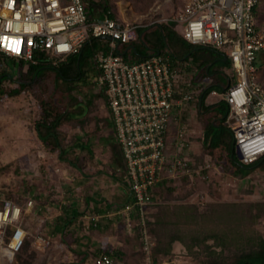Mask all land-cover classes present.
Masks as SVG:
<instances>
[{"label": "built area", "instance_id": "obj_1", "mask_svg": "<svg viewBox=\"0 0 264 264\" xmlns=\"http://www.w3.org/2000/svg\"><path fill=\"white\" fill-rule=\"evenodd\" d=\"M86 1L0 0V53L57 66L87 50L94 40L103 42L94 60L133 193V202L124 211L128 215L135 211L138 217L145 264H172L154 261L151 256L154 240L148 227L149 209L157 200L159 183L191 171L193 158L183 152L187 144L182 141V151L171 153L168 132L175 110L183 109L199 92L197 75L194 71L189 74V63L171 54L154 52L130 59L120 48L138 40L140 26L109 14L92 17ZM263 2L184 0L170 20L184 23L183 37L188 42L224 52L231 61L236 82L224 90L223 100L230 108L227 123L233 146L244 164L264 155V84L259 63L264 53V26L258 24L255 14ZM34 205L31 198L22 205L16 199L0 197V264H12L23 248L28 233L25 214ZM91 264H114V259L103 253Z\"/></svg>", "mask_w": 264, "mask_h": 264}, {"label": "rangeland", "instance_id": "obj_2", "mask_svg": "<svg viewBox=\"0 0 264 264\" xmlns=\"http://www.w3.org/2000/svg\"><path fill=\"white\" fill-rule=\"evenodd\" d=\"M108 1L110 11L119 20L150 29L172 22L170 20L182 9L184 0ZM261 6L259 23L264 26V2ZM174 24L175 30L183 35L184 23ZM156 37L160 44H166V39L160 31H156ZM102 43L98 39L91 43L88 51L92 50L93 53L91 52L90 57H86L87 53L83 56V73L80 78L61 79L55 71L49 70L40 82L31 88H22L20 95L15 93L17 85L9 80L14 74L13 60L0 54V79L4 78L3 81L0 80V197H10L25 205L35 189L46 190L42 195V207L25 214L27 237L23 249L15 256L12 264H90L92 257L99 252L92 242L93 219L90 214L84 217L85 220L77 221L75 225L69 226L67 231L62 232L48 217L50 214L46 208V205L50 204L53 205L54 213L59 212L56 205L61 204L65 198L61 187L65 190L68 186L74 188L70 199L79 197L78 191L75 190L77 185L85 186V191L89 192L88 188H92V182L88 183L87 180H91L92 168L85 166L86 173L82 176L77 171L78 168L71 166L69 161L54 159L50 162V175L45 167L47 163L43 162L42 170L45 173L42 171L43 174L35 181V163L38 165L40 162L30 159V154L37 148L29 143V139L33 125L43 115L45 107L60 112L59 136L64 147L68 149L66 157L81 166L85 165L89 152L78 144L86 142L89 136L88 131L82 130L85 131L88 125L90 127L92 122L98 124V127L104 122L109 124V121H105V117L101 116L107 112L108 103L105 88L98 79L100 69L94 60L95 51L101 49ZM194 48L198 49L193 55V61L191 57L188 59L194 65L197 63L195 58L199 55L210 56V51L205 46L194 45ZM70 60L71 57L62 62ZM217 67L221 68L220 65H212L211 72L214 73ZM225 69L230 72L232 83H235L236 75L232 64H227ZM260 76L264 82V62L260 66ZM200 81L203 91L210 86L213 79L207 76ZM218 92L220 93L219 90ZM216 100H219V95H207L205 106L215 105L213 108L217 109L219 106H216ZM90 136L97 135L90 133ZM200 139L197 146L191 144L186 147L189 153L191 149L196 148L194 155L191 153V171L181 177L164 179L157 186V200L149 209L148 219L154 240L152 258L155 257L157 244L166 243L175 233L184 237L188 243L193 242V236H200L201 239L212 231L220 233L228 242L229 248L219 259L228 262H232L239 253L237 246L243 240L241 238L256 233L264 236V169L257 170L250 175L248 181L240 183V176L228 173L227 167L217 160L218 157L219 160L222 158L221 151L215 150L211 145L207 146L209 141ZM100 146V143H91L90 148L96 153V147ZM104 152L105 150L101 153L103 158ZM101 162L105 166L108 164L106 161ZM102 170L106 171V167ZM83 179L84 181H81ZM36 182L38 186L35 185ZM110 228L115 236L112 245L115 263L145 264L146 252L143 249L135 211L131 224L126 223L123 218H117L109 225L107 231ZM180 243L178 245L181 252H172L170 258H162L160 261L172 264H206L216 260V255L210 253L211 249L205 247L206 243L195 247L193 252ZM207 244L213 246L215 243L210 239ZM214 249L221 250L220 247Z\"/></svg>", "mask_w": 264, "mask_h": 264}, {"label": "crops", "instance_id": "obj_3", "mask_svg": "<svg viewBox=\"0 0 264 264\" xmlns=\"http://www.w3.org/2000/svg\"><path fill=\"white\" fill-rule=\"evenodd\" d=\"M159 25L161 27L162 24ZM141 36L142 35L139 34V38ZM135 44L136 41L128 44L127 46L121 47L120 52L124 53L125 55L127 54V57H129L130 59L143 58L154 52L161 53V51H153V49L150 50L151 52L144 50L138 53ZM90 46L91 44L88 46V48ZM130 51L131 54L129 53ZM216 53L218 54L217 58L219 59L220 57V59H222V62H227L229 60L224 52L217 51ZM190 57L193 61V56L189 55L183 58L176 59H179L182 62L189 63V74H191L193 71L196 73L197 78L195 84L198 85L199 92L194 95V99L192 101L185 103L183 109L175 110L174 119L168 132V147L171 153L181 150L179 145L182 141L187 145L194 144L197 146L201 141L200 138H203L205 141H209L207 146H210L212 144L217 132L216 130L210 132L208 128L211 123L214 125L215 129H218L219 124L222 121V114L218 111L216 112V108H213L215 105L206 107L204 103L205 98L207 95H219V100H216L217 103H215L216 106H219V103L223 101L224 90L229 84L232 83L230 72L225 69L226 64L220 65L221 68H217L215 72L212 73L210 71L211 68L205 69L202 67L203 60L206 57L205 55L202 54L199 55L197 59L195 58L197 62L195 65L192 61H188ZM10 59L13 60V64L15 65V67L14 74L11 75L9 80L11 79L12 82L17 85L15 93L19 95L22 93V88H31L33 85L40 82L44 77V74L49 71L45 69L43 70L40 67L34 69L33 66L35 64H41L45 66L46 62L42 60L36 63H32L24 60H16L13 58ZM263 62L264 53L259 56V63L262 64ZM207 76L212 77L213 82L210 84V86L206 87L202 91L200 80L201 78H205ZM3 79L0 80L3 81ZM211 86H214L213 90H215L216 93H213V90L207 92V90L211 88ZM218 90L220 91V93L218 92ZM101 116L105 117V121H109V124H106L107 122H104L101 123L98 127V124L92 122L90 127L88 125L85 131L82 130V132L88 131V135H86L89 136L86 142H80L78 144L80 148L88 149L89 152V156H87L85 159V165L82 166L79 163H75V161L71 163L70 159H68L66 155L61 158L60 150L58 148H53L51 144H47V142H45V140L40 137L37 129V121H35L33 129H31L30 131L31 138L29 139V143L37 148L30 154V159L35 160V162H40V164L38 165L35 163L34 169L36 170L33 176L35 178V181H37L39 175L43 174L41 173L44 170L43 162L47 163L45 167L48 169L47 174L50 175L52 168L50 162L54 161V159L58 161H69L71 166L78 168L77 171L82 176H85L86 173L85 166L92 168V175L90 177L91 180H87L88 183L92 182V188H88V191L90 193L85 191V186L77 185L75 190L78 191L77 195L79 197L77 199H70L71 196H73L74 188L68 186L65 190L63 187H61L60 189L63 192L65 198L64 200L62 199L63 202L61 204L56 205V208H59V212H57V214L54 213L53 205L51 206L50 204L46 205V208L50 214V216L48 217L52 222H55L57 228L62 232L67 231L68 227L71 225H75L77 221L80 222L81 219L85 220L84 217L87 214H90L93 219L92 242L94 243L95 247L99 249V252L96 256L103 254V252L114 254L112 245H114L115 236L111 231L112 228H110L109 231H107V228L117 218H123L126 223L131 224L133 215V213H131V215H128L124 211V206L127 203L133 202V193L130 190V186L125 177V165L120 147L116 139L115 126L110 115L109 108L107 112L102 113ZM227 126L229 127L228 123ZM90 133H92V135L96 134L97 136L91 137ZM91 143L101 144L100 148L96 147V153L93 152L90 148ZM195 149L196 148L191 149L190 154L193 153L192 155H194ZM101 150H105V158H103L104 155L101 154ZM183 152L189 153L186 148H183ZM101 161H106L108 164L106 166L102 165ZM262 165H264V162L262 159H259L257 162H254L252 164L240 165V173H232L230 171L228 173L233 176H240L241 183L244 181H248V178L252 173L256 172L259 169H264V167H261ZM105 167L106 171L102 170ZM84 179L81 181H84ZM35 185L38 186L37 182L35 183ZM43 193H46V190H43L42 188L35 189L34 194L30 196V198L35 202L34 208L32 210L37 211V208L42 207V203L44 201L42 196ZM74 213L77 214L76 217H73ZM86 222L87 221H85V223ZM131 229L132 227H130V230ZM179 243V241L174 242L172 252H181V248L178 245ZM96 256L92 257L91 263ZM174 261L175 260H173V262ZM114 264H116L115 259Z\"/></svg>", "mask_w": 264, "mask_h": 264}, {"label": "trees", "instance_id": "obj_4", "mask_svg": "<svg viewBox=\"0 0 264 264\" xmlns=\"http://www.w3.org/2000/svg\"><path fill=\"white\" fill-rule=\"evenodd\" d=\"M86 10L87 13L92 17H103L106 14H109L113 18H117L113 12L110 11V4L108 0L99 1V0H87L86 1ZM262 6H259L255 9V14L259 23V18L261 16ZM174 22H168L167 24L156 25L155 27H152L150 29L148 28H140L139 33L142 35L138 40L136 41V49L137 52L140 53L144 50H147L148 52H151L150 50L153 49V51H161L163 54H171L174 58H183L185 56H193L195 55V52L198 48H194V45L188 42L182 34L178 33L174 28ZM156 31H160L164 38L166 39V44L158 41V38L156 37ZM210 51V56H206L203 60L202 67L207 69L211 68L212 65H223V64H232L230 60L227 62H222V59L217 58L218 54L216 53L217 50L211 48V47H205ZM91 52L85 50L82 53L71 56V60L69 62H62L58 64L57 66H53L49 63H45V66L41 64H35L33 67L34 69L40 67L41 69L45 70H52L55 71L56 75L59 78H63L65 80H72V79H78L82 75V58L87 53L86 57L92 56ZM2 56H5L4 54L0 53ZM7 57V56H5ZM199 57V56H198ZM197 57V58H198ZM196 58V59H197ZM141 59V58H138ZM216 61V62H215ZM215 62V63H214ZM213 63V64H212ZM43 66V67H42ZM261 66V64H260ZM218 68V67H217ZM211 71V70H210ZM261 79V76H260ZM261 82L264 84V82L261 79ZM214 86H211L207 90L211 91L213 90ZM216 112L222 114V121L219 124V128L215 129L214 125L210 123L209 131L212 132L216 130L215 138L211 144L215 150L219 149L221 151V159L218 161L221 162L225 167H227L228 172L232 173H240V165L242 162L239 160V158L236 156V152L233 146V134L231 129L227 126V119L230 114V108L227 102L224 100L219 103V107L215 109ZM59 126H60V112H55L50 110L49 108L45 107L43 109V115L37 120V129L39 132V135L42 139L47 142V144H51L53 148H58L61 152V158L66 155L68 149L64 147L62 141L60 140L59 136ZM259 159H262L264 162V155L261 156ZM258 159V160H259ZM257 160V161H258ZM71 161V160H70ZM256 161V162H257ZM73 161H71L72 163ZM254 163V162H253ZM221 164V165H222ZM252 164V163H251ZM76 213H74L73 217H76ZM149 227V226H148ZM140 230V227L139 229ZM149 232L151 233V229L149 227ZM152 239L153 235L151 234ZM200 236H193L191 243H188L184 237H182L180 234L175 233L171 235L169 241L166 243H158L155 248V261H160L162 258H170L172 256V248L175 241L182 242L187 249L190 251H194L195 247H198L199 245L205 244V247L207 249H211L210 253L216 255V260H212V262H207L206 264H264V236L261 233H256V235L253 236H246L244 238H241L239 246H237V250L239 253L234 257L235 259L232 262H228L224 259H219L222 254H224L225 250L229 248V244L226 241V239L221 237V234L218 232H213L211 234L203 236V238H199ZM210 239L214 240V245L207 244V241ZM237 240V238H235ZM24 247V246H23ZM214 247H220L221 250L217 251L214 249ZM23 249V248H22ZM21 249V250H22ZM21 250L17 253L19 254ZM105 253V252H103ZM109 254L114 258V254Z\"/></svg>", "mask_w": 264, "mask_h": 264}, {"label": "water", "instance_id": "obj_5", "mask_svg": "<svg viewBox=\"0 0 264 264\" xmlns=\"http://www.w3.org/2000/svg\"><path fill=\"white\" fill-rule=\"evenodd\" d=\"M236 120V118H234Z\"/></svg>", "mask_w": 264, "mask_h": 264}]
</instances>
